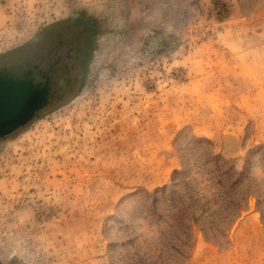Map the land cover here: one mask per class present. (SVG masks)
I'll list each match as a JSON object with an SVG mask.
<instances>
[{
	"label": "rangeland",
	"instance_id": "obj_1",
	"mask_svg": "<svg viewBox=\"0 0 264 264\" xmlns=\"http://www.w3.org/2000/svg\"><path fill=\"white\" fill-rule=\"evenodd\" d=\"M57 39L65 94L0 139V264H264V0H0V69Z\"/></svg>",
	"mask_w": 264,
	"mask_h": 264
},
{
	"label": "flooded vegetation",
	"instance_id": "obj_2",
	"mask_svg": "<svg viewBox=\"0 0 264 264\" xmlns=\"http://www.w3.org/2000/svg\"><path fill=\"white\" fill-rule=\"evenodd\" d=\"M64 46V41L60 39L41 44L29 58L15 62L14 70L6 73L9 77L39 86L41 90L47 89L46 102L41 110L65 94L68 71L65 67Z\"/></svg>",
	"mask_w": 264,
	"mask_h": 264
},
{
	"label": "water",
	"instance_id": "obj_3",
	"mask_svg": "<svg viewBox=\"0 0 264 264\" xmlns=\"http://www.w3.org/2000/svg\"><path fill=\"white\" fill-rule=\"evenodd\" d=\"M9 72L6 68L0 69V139L37 117L48 94L47 89L9 77L6 74Z\"/></svg>",
	"mask_w": 264,
	"mask_h": 264
}]
</instances>
